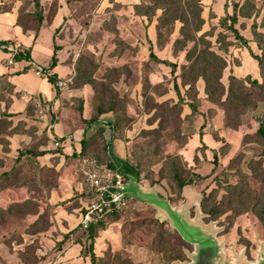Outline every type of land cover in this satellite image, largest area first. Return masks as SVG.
<instances>
[{"label":"rangeland","instance_id":"rangeland-1","mask_svg":"<svg viewBox=\"0 0 264 264\" xmlns=\"http://www.w3.org/2000/svg\"><path fill=\"white\" fill-rule=\"evenodd\" d=\"M3 12L15 14L23 32L37 29L36 47H59L57 80L64 84H53L58 100L43 103L26 90L34 75L0 77V264H92V251L95 264L191 260L194 245L131 193L121 208L94 212L105 227L92 243L86 237L84 215L107 197L87 172L107 184L112 151L104 150L105 133L83 119L100 116L125 143L119 165H126L129 192L153 190L174 208L188 206L189 218L216 229L232 264L239 254L255 262L264 247L257 133L264 92L251 82H261L257 61L228 24L235 14V27L259 53L253 31L264 33V0H0ZM207 63L221 70L219 83L212 79L209 91L203 76L184 84L202 70L216 78ZM232 75L242 80L230 94ZM55 121L67 129L59 146L49 130ZM171 156L192 180L181 190L169 172Z\"/></svg>","mask_w":264,"mask_h":264},{"label":"trees","instance_id":"trees-1","mask_svg":"<svg viewBox=\"0 0 264 264\" xmlns=\"http://www.w3.org/2000/svg\"><path fill=\"white\" fill-rule=\"evenodd\" d=\"M197 6L196 3L192 4V6L194 7ZM195 8V7H194ZM167 9L164 8V12ZM178 7L174 6L173 8H170V13L171 15L174 14V18H178ZM167 13V12H165ZM164 13V15H165ZM230 23L228 24V29H230V31L232 32L233 36L235 37L236 40H238L239 42L242 43L243 46L247 47L249 49V53L250 55L257 61L258 67H259V72H260V76H261V82H258L257 79H252L251 82L258 85L262 91L264 92V33L263 32H258V31H253V40H255L257 42L258 48H259V53H254L253 50H251L250 45H249V39L246 38L243 34H241L239 32V30L235 27V24L237 22V18L236 15H230ZM19 25V24H18ZM35 37H37V29H35ZM59 47L55 44L53 46V52L51 54V58H50V65L47 68H42V71L44 72L45 76L47 77L48 81H50L51 83H53L54 85H57L58 80H57V74L56 73H52L49 71L50 68H53L57 65V54L56 51ZM12 59L15 61H19V60H27L28 64L26 66H24L22 69L20 70H16L14 72L11 73H7V74H1L0 77H4L7 75H19L21 73L26 72V70L31 66L32 63V59L30 56V48L24 49L22 52H16V53H12L11 54ZM157 59V58H155ZM164 62L165 60H159ZM206 69L210 68L211 71L210 73L212 74H216L217 77L213 78L212 76L207 75V70H202L201 72H199L196 76H193L192 78H190L187 81H184V84H189L190 86L194 84L195 80L197 79V77L199 76H203L205 79V89L207 91L210 90L211 87V80L215 79L217 81V83H219V77L221 74V70L216 71V69L214 68V64L212 63H207L205 64ZM209 73V72H208ZM218 73V74H217ZM231 83H230V94L233 92L232 89V85L233 82L235 81H239L242 80L240 78H237L236 76H231ZM179 93V91H178ZM235 97L241 98L240 95H237ZM104 110H99L97 112L98 115H100L101 113H103ZM83 121L86 123V127L91 126L92 124H96L98 129L103 131L105 133V142H104V150L107 153L108 152V146L111 144L112 140L114 139V134H115V130H116V126L114 124V122H112L111 120H105L104 118H102L101 116L95 121H91V119H86L84 118ZM97 131H95L94 133H96ZM257 133L261 139L262 142V156L264 158V117L263 120L261 121V123L259 124V127L257 128ZM59 141H62L64 139V137H58L57 138ZM81 144H82V148L84 147L83 145V139L81 140ZM29 151L30 153H32L31 150H25V152ZM80 152H82V150H80ZM44 152L40 151L39 153H35V155L38 154H42ZM76 151L71 153V154H65L66 157H70L72 155H75ZM109 160H107L106 166L109 167L110 169L114 170L115 168V164L113 163V161L110 159V157L108 158ZM121 166H126L124 164V162H122ZM168 168H169V172L171 175L172 180L174 181L176 187L178 190H181L184 186L190 184L192 182L191 177L186 178L183 174V169L180 165V160L178 159L177 156H171L168 158ZM125 172V176H127L128 171H124ZM201 206L202 209L205 212H210L209 210H207L206 208V198H202L201 200ZM116 208H112V210H115ZM261 213L264 215V204L262 205L261 208ZM105 227V222L103 221L102 218H93L91 221H89L84 229V233L86 234V237L90 239L91 243L94 240V238L96 237L97 233L99 230L103 229ZM90 260L92 264H95L96 260L98 259V257L96 256V254L92 251L90 252Z\"/></svg>","mask_w":264,"mask_h":264},{"label":"crops","instance_id":"crops-1","mask_svg":"<svg viewBox=\"0 0 264 264\" xmlns=\"http://www.w3.org/2000/svg\"><path fill=\"white\" fill-rule=\"evenodd\" d=\"M16 15L11 12H3L0 13V75L14 72L16 70L22 69L24 66L28 64V61L23 59L19 61L13 60L11 64L7 63V59L10 58L11 52L6 47L9 42L15 40L16 38L21 39L23 42L22 48L27 49L30 48V56L32 59V63L41 67L47 68L49 67L48 63L51 58V54L53 49H50V46L47 47L46 50L40 49L36 47V42L38 37L35 35H30L29 33L23 32L20 25L15 23ZM62 59V58H61ZM60 63L61 60H58V63L55 67L50 68L49 71L52 73H56L60 76ZM33 76V79L30 84L26 86V90L28 92L33 93L31 97L36 98L39 102H50L53 99L58 100L55 97L54 85L50 81H48L47 77L37 76L32 67L30 66L26 72L21 73L19 76ZM36 96V97H34ZM50 132L55 135L56 138L64 137L67 134V129L64 127L61 121H55L49 127ZM83 131V130H82ZM75 135V133H74ZM71 136V134H68ZM118 143L119 155L114 153V144ZM112 150L113 160L116 162H120V159L123 157L125 143L122 139L114 138L110 144ZM67 153V152H66ZM126 171V170H125ZM127 172V171H126ZM68 250L64 251L63 257H69ZM79 258H75L65 262L67 264H79ZM64 264V263H63Z\"/></svg>","mask_w":264,"mask_h":264},{"label":"water","instance_id":"water-1","mask_svg":"<svg viewBox=\"0 0 264 264\" xmlns=\"http://www.w3.org/2000/svg\"><path fill=\"white\" fill-rule=\"evenodd\" d=\"M125 192L126 196L131 193L138 199L156 207L162 217L168 220L180 236L186 242L194 245V251L190 255L191 260L181 264H232L224 255L222 243L216 236V229L205 224L200 216L189 218L188 206L185 205L180 209L174 208L169 200L160 197L153 190L133 188L129 192L125 186ZM258 253L259 256L255 262L249 261L242 254L235 255V264H264V247H261Z\"/></svg>","mask_w":264,"mask_h":264},{"label":"built area","instance_id":"built-area-1","mask_svg":"<svg viewBox=\"0 0 264 264\" xmlns=\"http://www.w3.org/2000/svg\"><path fill=\"white\" fill-rule=\"evenodd\" d=\"M6 47L11 52V54L23 51L22 44L18 40H13L9 42V44H7ZM12 62H13V59H12V56H10V58L7 59V63L11 64ZM31 67L37 76H42V75L45 76L41 67L33 63H31ZM63 84L64 82L62 81H58L57 83L59 87L63 86ZM53 140H54L55 146H59L60 141L56 137H54ZM110 151L112 150H111V146L109 145L108 154L110 153ZM109 155H110V159L115 164V168L114 170L110 168L106 169L107 176L109 177L107 178V184L101 185L100 179L97 177V174L95 172H87L89 176V180L91 181V184L96 186L98 190H103L107 192V197L100 204L94 205L87 210L86 214L84 215L82 219V222L85 224V226L87 225L89 221L93 219L92 214L94 212L96 214H99V213L111 210L112 208L118 209V208H121V206L125 203V198H126V192H125L126 183H125V177H124L125 172L124 170H122L121 166L119 165L120 162H116L115 160H113L112 152ZM103 191H101V193Z\"/></svg>","mask_w":264,"mask_h":264}]
</instances>
